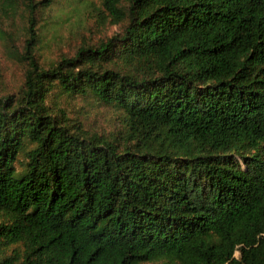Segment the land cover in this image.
Wrapping results in <instances>:
<instances>
[{"label": "trees", "instance_id": "1", "mask_svg": "<svg viewBox=\"0 0 264 264\" xmlns=\"http://www.w3.org/2000/svg\"><path fill=\"white\" fill-rule=\"evenodd\" d=\"M56 1L0 0L27 17L24 83L0 94V264H264V0H99L121 32L46 68Z\"/></svg>", "mask_w": 264, "mask_h": 264}, {"label": "rangeland", "instance_id": "2", "mask_svg": "<svg viewBox=\"0 0 264 264\" xmlns=\"http://www.w3.org/2000/svg\"><path fill=\"white\" fill-rule=\"evenodd\" d=\"M102 10V11H101ZM104 17L105 20H102ZM40 36L36 58L43 67H50L60 59L73 57L83 45L99 41L121 32L122 25H113L103 12L99 0L80 3L78 0H57L37 17ZM27 17L23 8L3 12L0 9V31L11 41L0 37V94L17 93L24 83L27 63L21 55L26 39ZM49 102L61 107L68 118L81 124L91 133L114 135L123 129L120 112L92 98H66L54 94ZM238 255V254H236Z\"/></svg>", "mask_w": 264, "mask_h": 264}]
</instances>
